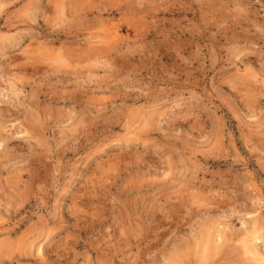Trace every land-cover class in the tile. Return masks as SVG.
<instances>
[{
  "label": "rangeland",
  "instance_id": "1",
  "mask_svg": "<svg viewBox=\"0 0 264 264\" xmlns=\"http://www.w3.org/2000/svg\"><path fill=\"white\" fill-rule=\"evenodd\" d=\"M0 264H264V0H0Z\"/></svg>",
  "mask_w": 264,
  "mask_h": 264
}]
</instances>
